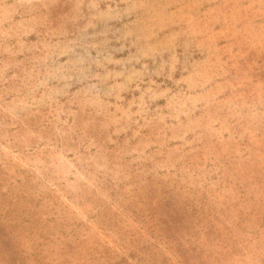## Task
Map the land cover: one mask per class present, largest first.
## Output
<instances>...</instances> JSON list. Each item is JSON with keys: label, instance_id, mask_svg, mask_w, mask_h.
<instances>
[{"label": "rangeland", "instance_id": "rangeland-1", "mask_svg": "<svg viewBox=\"0 0 264 264\" xmlns=\"http://www.w3.org/2000/svg\"><path fill=\"white\" fill-rule=\"evenodd\" d=\"M0 264H264V0H0Z\"/></svg>", "mask_w": 264, "mask_h": 264}]
</instances>
